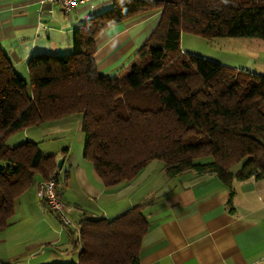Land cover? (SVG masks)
<instances>
[{"label":"trees","instance_id":"obj_1","mask_svg":"<svg viewBox=\"0 0 264 264\" xmlns=\"http://www.w3.org/2000/svg\"><path fill=\"white\" fill-rule=\"evenodd\" d=\"M154 10L159 19L129 71L101 74L97 36ZM182 31L264 38V0H113L72 31L69 53L33 54L28 80L0 49V227L37 178L58 180L59 171L58 154L31 139L11 147L7 137L74 113L81 115L83 157L107 188L131 181L153 160L170 176L215 174L231 193L234 178L264 179V75L182 51ZM134 92L153 103L133 100ZM148 225L140 204L112 219L84 216L76 258L45 264H139Z\"/></svg>","mask_w":264,"mask_h":264},{"label":"crops","instance_id":"obj_2","mask_svg":"<svg viewBox=\"0 0 264 264\" xmlns=\"http://www.w3.org/2000/svg\"><path fill=\"white\" fill-rule=\"evenodd\" d=\"M112 2L86 0L65 11L51 0H0V49L18 73L27 74L26 63L33 54L71 51L72 31ZM159 15L154 10L102 31L94 54L98 71L120 76ZM66 148L65 153H56L63 157L58 179L67 167L57 192L68 223L37 195L42 181L37 178L15 204L9 224L0 227V264L75 259L79 250L76 218L112 219L136 204L143 206L149 223L141 240L139 264H264L263 178H234L231 193L215 174L188 170L170 176L153 160L131 181L107 188L88 160H78ZM63 185L68 192L76 187L90 203L66 195L62 200Z\"/></svg>","mask_w":264,"mask_h":264},{"label":"rangeland","instance_id":"obj_3","mask_svg":"<svg viewBox=\"0 0 264 264\" xmlns=\"http://www.w3.org/2000/svg\"><path fill=\"white\" fill-rule=\"evenodd\" d=\"M180 49L187 53L221 62L222 64L233 67L237 71L243 70L264 75V38L246 35H216L207 37L182 31L180 36ZM68 52L70 51L61 50V54H67ZM128 71L129 68L127 67L123 73ZM21 76L25 80L29 78L28 73H23ZM132 99L147 104L153 103L152 96L142 97L139 93L135 92L132 95ZM79 120H81L80 113H74L59 119L44 122L41 125L24 128L10 134L6 139V144L12 147L31 139L37 143L42 151L48 153H59L69 146L72 153L78 157V160H81L83 159L84 137ZM210 159V157H206L199 159V161H209ZM158 163L163 165L161 161H158ZM65 168L67 167L61 170L60 183H62L61 179L64 178L66 173L64 171ZM67 188L68 186L63 185V190L59 189L62 200L64 195H66L67 197H75L78 200L90 203L83 192L76 187H72L70 192H68ZM75 220L79 222L80 219L78 218L77 220L76 218Z\"/></svg>","mask_w":264,"mask_h":264},{"label":"built area","instance_id":"obj_4","mask_svg":"<svg viewBox=\"0 0 264 264\" xmlns=\"http://www.w3.org/2000/svg\"><path fill=\"white\" fill-rule=\"evenodd\" d=\"M61 4L65 11L76 7L80 2L86 0H51ZM58 180L51 178L48 180H42L37 187V195L46 200L51 210L59 213L64 223H68V218L64 214V205L62 204L58 192H57Z\"/></svg>","mask_w":264,"mask_h":264},{"label":"water","instance_id":"obj_5","mask_svg":"<svg viewBox=\"0 0 264 264\" xmlns=\"http://www.w3.org/2000/svg\"><path fill=\"white\" fill-rule=\"evenodd\" d=\"M62 164H63V157L60 156L56 160V165H57L58 169H60L62 167Z\"/></svg>","mask_w":264,"mask_h":264}]
</instances>
